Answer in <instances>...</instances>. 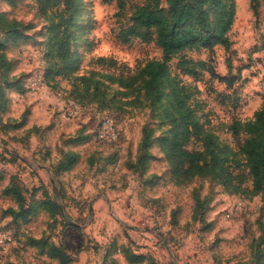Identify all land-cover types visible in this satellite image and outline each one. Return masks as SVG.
<instances>
[{"label": "rangeland", "instance_id": "rangeland-1", "mask_svg": "<svg viewBox=\"0 0 264 264\" xmlns=\"http://www.w3.org/2000/svg\"><path fill=\"white\" fill-rule=\"evenodd\" d=\"M145 2L0 0V23H14L0 25L10 61L0 68V227L16 240L0 250V264H264V189L252 191L248 176L240 184L234 178L248 168L239 153L243 137L228 129L264 103V0L254 10L249 0H235L227 46H193L169 62L170 75L192 92L188 103L206 137L202 144L191 137L185 148L204 150L205 162L185 172L163 148L175 116L168 87L145 91L139 74L161 56L155 34L120 38ZM158 6L165 10L166 0ZM58 48L73 55L72 70L31 92V75L43 74L47 62L63 65ZM181 58L207 67L187 74ZM208 66L232 77L233 87ZM81 75L84 81L74 79ZM72 82L82 100L66 119ZM105 116L119 133L112 144L96 137ZM225 154L246 167L234 161L222 170L217 160ZM54 248L63 260L52 256Z\"/></svg>", "mask_w": 264, "mask_h": 264}, {"label": "trees", "instance_id": "trees-1", "mask_svg": "<svg viewBox=\"0 0 264 264\" xmlns=\"http://www.w3.org/2000/svg\"><path fill=\"white\" fill-rule=\"evenodd\" d=\"M166 2L167 6L165 10L158 6L159 0H146L145 3L138 5L131 15L133 23L121 29L120 38L122 42H128L131 38L147 41L150 38V30H153L155 34V42L160 49L161 56L160 58L148 60L139 70V74L143 75L145 91L157 94L160 91L158 89L159 85L168 87V107L171 108V112L175 116L169 120L172 125L170 138L166 147L163 146V148L166 152H170L176 161V165L181 168L182 172H185L187 169L205 162L204 150L198 148L188 150L185 147L190 143L191 137L194 135L201 144L206 141V137L202 138L200 136L201 124L196 118L195 109L188 103L192 92L187 90L184 84L178 85V77L176 75H170L169 62L175 54L193 46L197 48H209L216 44L227 46L229 43L228 32L235 17V0H166ZM249 2L251 8L254 10L258 6L259 0H249ZM0 25L4 29L5 26L13 27L14 23L2 20ZM57 27L58 29L63 28L64 24L60 23ZM19 33L22 35V32ZM0 34H4V31L3 33L0 31ZM5 35L7 38L13 40L19 38L16 32H9V34ZM25 38L26 35L23 34V39ZM61 44L59 45L62 46ZM4 49L3 42H0V68L2 72L10 68V61L5 59ZM56 53H60L59 60L56 61L62 62L63 65H57V68L53 67V69L49 65V62H47V67L44 68L42 74L47 86L50 87L53 84L48 78L53 79V77L68 73V71L72 70L74 64L73 55L69 54L68 50L62 51L58 48ZM52 56L55 55L52 54ZM101 60V58L98 59V61ZM55 65L53 64V66ZM177 65L183 72L191 75L197 73V67H207L204 60H194L191 58H181L178 60ZM208 70L213 77L218 78L228 89L233 87L234 80L232 77L216 75L209 66ZM135 76H130L129 82ZM108 77H112L111 74ZM74 79L84 81L85 76H75ZM124 81L125 79L122 77L119 79V84H122ZM2 82V84L11 85L10 81L4 80ZM76 85L72 82V92L75 95L71 92L72 100H69L75 104L80 102L78 98L82 100L81 93H83L80 88H76ZM150 101L155 102L151 98ZM228 129L233 135L243 137L239 153L243 155L244 163L248 168L246 174L242 173L239 175V173L234 175V178H237L240 184L248 176L252 183V191L256 192L264 189V103L254 110L250 118L232 120ZM97 131L98 128L96 130V137ZM99 140L109 143L102 139ZM207 145L208 142H205L203 147L206 148ZM226 155L224 156L226 158L218 157L217 163L221 169L223 167L226 168V166L234 161L236 168L245 166L236 158H233V160L228 159ZM174 173L176 174L175 169ZM0 229H9L11 231L14 239L12 245H14L16 240L13 230L7 226H2ZM51 254L54 257L57 254L58 258L63 260V255L56 248L52 250ZM63 262L60 261L61 264H64Z\"/></svg>", "mask_w": 264, "mask_h": 264}, {"label": "built area", "instance_id": "built-area-1", "mask_svg": "<svg viewBox=\"0 0 264 264\" xmlns=\"http://www.w3.org/2000/svg\"><path fill=\"white\" fill-rule=\"evenodd\" d=\"M27 88L31 92H37L45 90L47 84L43 78L42 73L31 75L28 78ZM78 105L72 101L64 103L62 108V117L69 119L76 116L78 112ZM97 137L105 140L109 143H115L118 139L117 131L114 125V121L111 117L105 116L102 118L100 126L98 127ZM14 243L12 233L9 229H0V250L9 248Z\"/></svg>", "mask_w": 264, "mask_h": 264}, {"label": "crops", "instance_id": "crops-1", "mask_svg": "<svg viewBox=\"0 0 264 264\" xmlns=\"http://www.w3.org/2000/svg\"><path fill=\"white\" fill-rule=\"evenodd\" d=\"M248 88H250V87H247V89H248ZM244 91H246V89H244ZM255 109H256V108H255ZM255 109H253V112H254Z\"/></svg>", "mask_w": 264, "mask_h": 264}]
</instances>
